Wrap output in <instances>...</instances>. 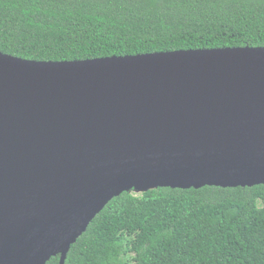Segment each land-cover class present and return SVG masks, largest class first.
Masks as SVG:
<instances>
[{
  "label": "water",
  "instance_id": "1",
  "mask_svg": "<svg viewBox=\"0 0 264 264\" xmlns=\"http://www.w3.org/2000/svg\"><path fill=\"white\" fill-rule=\"evenodd\" d=\"M264 185V47L0 52V264L68 253L125 192Z\"/></svg>",
  "mask_w": 264,
  "mask_h": 264
},
{
  "label": "trees",
  "instance_id": "2",
  "mask_svg": "<svg viewBox=\"0 0 264 264\" xmlns=\"http://www.w3.org/2000/svg\"><path fill=\"white\" fill-rule=\"evenodd\" d=\"M243 47H264V0H0V52L29 61ZM66 264H264V185L125 192Z\"/></svg>",
  "mask_w": 264,
  "mask_h": 264
},
{
  "label": "rangeland",
  "instance_id": "3",
  "mask_svg": "<svg viewBox=\"0 0 264 264\" xmlns=\"http://www.w3.org/2000/svg\"><path fill=\"white\" fill-rule=\"evenodd\" d=\"M134 193L138 194V193H140V192H139V191H134Z\"/></svg>",
  "mask_w": 264,
  "mask_h": 264
}]
</instances>
